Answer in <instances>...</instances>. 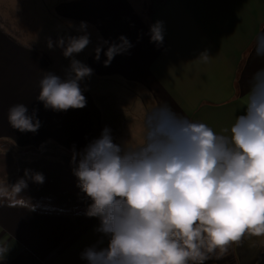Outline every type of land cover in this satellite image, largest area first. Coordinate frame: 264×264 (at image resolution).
I'll return each mask as SVG.
<instances>
[{
    "label": "crops",
    "instance_id": "1",
    "mask_svg": "<svg viewBox=\"0 0 264 264\" xmlns=\"http://www.w3.org/2000/svg\"><path fill=\"white\" fill-rule=\"evenodd\" d=\"M35 2L42 30L50 33L45 39L83 35L80 22L87 23L91 42L74 58L92 68L93 74L80 81L86 89L84 108L45 109L36 99L40 79L46 72L66 76L59 73L57 62L48 59V46L45 52L15 38L0 24V140L18 148L49 143L72 155L73 147L81 151L106 126L114 143L135 144L141 139L144 115L162 104L223 133L244 113L243 97L250 81L264 70V54H260L264 0ZM156 21L164 26L161 45L150 39V26ZM121 36L132 47L105 67L107 48L119 44ZM97 46L101 47L99 61ZM52 49L62 51L55 43ZM205 50L211 55L207 63L196 59ZM67 65L59 66L65 72ZM17 103L26 104L29 115L36 110L41 122L37 132H21L9 124L8 109ZM99 223L95 217L38 214L0 202V247L7 249L0 264H87L81 253L100 240ZM248 238L260 243L256 255L233 242L226 253L204 264H256L257 260L264 264V236ZM102 246H107V239Z\"/></svg>",
    "mask_w": 264,
    "mask_h": 264
},
{
    "label": "clouds",
    "instance_id": "2",
    "mask_svg": "<svg viewBox=\"0 0 264 264\" xmlns=\"http://www.w3.org/2000/svg\"><path fill=\"white\" fill-rule=\"evenodd\" d=\"M86 29L81 21L85 34L55 42L72 59L65 79L52 72L40 79L36 99L45 109L86 106L80 81L93 69L74 58L91 42ZM150 33L151 42L161 45L163 22L152 24ZM119 39L107 48L105 67L132 47L126 37ZM47 46L54 47L51 38ZM100 53L97 46V61ZM210 57L205 50L196 59L207 63ZM243 103L244 113L223 133L162 104L144 115L135 144L114 143L106 126L81 151L73 147L70 163L77 187L91 201L85 215L100 221V240L81 258L87 264H204L246 233L264 236V70L252 77ZM8 121L21 132L35 133L41 126L36 110L29 115L23 103L9 107ZM28 180L43 184L45 177L25 169L16 183H0V201L35 211L20 195ZM6 251L0 247V256Z\"/></svg>",
    "mask_w": 264,
    "mask_h": 264
},
{
    "label": "trees",
    "instance_id": "3",
    "mask_svg": "<svg viewBox=\"0 0 264 264\" xmlns=\"http://www.w3.org/2000/svg\"><path fill=\"white\" fill-rule=\"evenodd\" d=\"M4 150L8 160H16V164L9 167L11 171L8 174L0 176V183H16L24 177L25 169L42 173L45 177L43 184L28 180V187L20 194L35 206L34 212L46 215L86 216L85 211L91 201L87 200L77 187V177L74 176L73 165L70 163L72 155L65 152L55 156L50 154L54 162H49L43 152L34 154L13 146ZM66 180H69V183H65ZM0 202L8 205L7 200Z\"/></svg>",
    "mask_w": 264,
    "mask_h": 264
},
{
    "label": "rangeland",
    "instance_id": "4",
    "mask_svg": "<svg viewBox=\"0 0 264 264\" xmlns=\"http://www.w3.org/2000/svg\"><path fill=\"white\" fill-rule=\"evenodd\" d=\"M38 8V3L35 2V0H0V9L2 11V13L0 11V24L3 26V28H6L15 38L39 46L46 52L45 49L47 46L48 37L45 39V36L49 35L50 33L42 30L44 27L43 23H41L42 16L40 12H37ZM48 28L49 27L46 26V29ZM55 41H57V39L53 40V44ZM48 53L49 55H47V57L50 56L48 59L52 62L58 63L57 68L59 73H61L62 77L64 78L67 75L72 58H65L61 50L49 49ZM60 61L63 64H68L67 66H64L66 69L65 72L64 69L59 66L61 64ZM11 146L18 148L10 143L0 140V176L3 174H8V172L11 171L9 167L16 164V160H8L7 152L4 150L5 148ZM24 151H31L34 154H40V152H43L46 154L44 156L48 157L49 162H54V158L52 159L50 154L55 156L60 154V152H63L62 149H59L55 145L49 143L43 144L39 147L24 148ZM59 183L63 185L62 182ZM65 183H69V180H66ZM248 236L250 235L248 234ZM248 236L246 235V238L241 239L238 243L241 246H246L247 250H253L256 255L260 250V243L258 242V239H250ZM256 257L257 256H255L254 259ZM255 263L259 264L260 262L257 260Z\"/></svg>",
    "mask_w": 264,
    "mask_h": 264
}]
</instances>
